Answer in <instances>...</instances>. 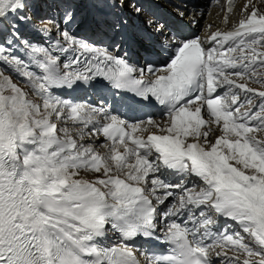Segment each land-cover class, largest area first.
I'll list each match as a JSON object with an SVG mask.
<instances>
[{"label":"snow or ice","instance_id":"snow-or-ice-1","mask_svg":"<svg viewBox=\"0 0 264 264\" xmlns=\"http://www.w3.org/2000/svg\"><path fill=\"white\" fill-rule=\"evenodd\" d=\"M240 11L0 0V264H264V0Z\"/></svg>","mask_w":264,"mask_h":264},{"label":"bare ground","instance_id":"bare-ground-1","mask_svg":"<svg viewBox=\"0 0 264 264\" xmlns=\"http://www.w3.org/2000/svg\"><path fill=\"white\" fill-rule=\"evenodd\" d=\"M232 2V0H216L215 6L206 7V4L204 2H201L199 4V8L203 9V12H206V15L203 19L199 22V27L205 31H215L217 29H224L226 26L223 23V17L225 15H229V25L227 27H230L232 24H235L238 17L241 16L240 9L242 8L243 4L246 2V0H236L235 4L232 6V11L229 14L227 11L228 4ZM189 18L187 17L186 20ZM211 24L213 27L211 29H207L206 25ZM218 130L211 135L213 136V141L215 139V136L218 135Z\"/></svg>","mask_w":264,"mask_h":264}]
</instances>
